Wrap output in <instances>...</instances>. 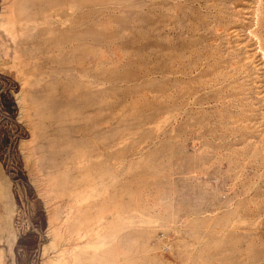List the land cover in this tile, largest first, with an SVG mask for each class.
<instances>
[{"label": "rangeland", "instance_id": "rangeland-1", "mask_svg": "<svg viewBox=\"0 0 264 264\" xmlns=\"http://www.w3.org/2000/svg\"><path fill=\"white\" fill-rule=\"evenodd\" d=\"M256 37L264 0H0V264H264Z\"/></svg>", "mask_w": 264, "mask_h": 264}, {"label": "bare ground", "instance_id": "bare-ground-1", "mask_svg": "<svg viewBox=\"0 0 264 264\" xmlns=\"http://www.w3.org/2000/svg\"><path fill=\"white\" fill-rule=\"evenodd\" d=\"M256 5V4H255ZM261 8V7H260ZM259 8V9H260ZM256 9H257V7H256ZM263 9V8H262ZM248 11V10H247ZM262 11V10H261ZM259 16V15H258ZM259 18V17H258ZM257 18V19H258ZM259 21V20H258ZM257 22V21H256ZM257 24V23H256ZM253 25V24H252ZM258 25V24H257ZM260 26V25H259ZM258 27V26H257ZM252 28V27H251ZM253 29V28H252ZM261 29V28H260ZM245 30V29H244ZM247 33V32H246ZM251 33H252V31H251ZM251 36V35H250ZM256 36H257V34H256ZM252 37V36H251ZM257 38V37H256ZM255 39V38H254ZM258 40V44H259V50L260 51H256V52H261V54L260 55H262V59L264 60V40H263V38H257ZM256 40V39H255ZM256 41V42H257ZM255 43V42H254ZM258 48V47H257ZM250 50V49H249ZM259 55V54H258ZM263 60H262V62H263ZM261 62V61H260ZM264 65V64H263ZM262 66V65H261ZM263 68H264V66H263ZM264 84V83H263ZM263 92V91H262Z\"/></svg>", "mask_w": 264, "mask_h": 264}]
</instances>
